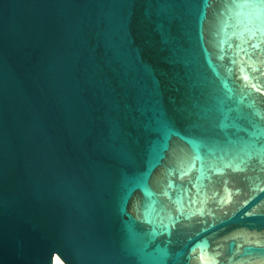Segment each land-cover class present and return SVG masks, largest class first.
I'll return each instance as SVG.
<instances>
[{"label":"water","instance_id":"1","mask_svg":"<svg viewBox=\"0 0 264 264\" xmlns=\"http://www.w3.org/2000/svg\"><path fill=\"white\" fill-rule=\"evenodd\" d=\"M231 4L0 0V264H264V5Z\"/></svg>","mask_w":264,"mask_h":264},{"label":"snow or ice","instance_id":"2","mask_svg":"<svg viewBox=\"0 0 264 264\" xmlns=\"http://www.w3.org/2000/svg\"><path fill=\"white\" fill-rule=\"evenodd\" d=\"M258 3L260 5H264V0H232V4L230 5L231 6H236V7H240V8H256ZM251 35H255V32L253 31L251 33ZM242 43H247L246 41H242ZM258 45H253V47H257ZM231 47V45H230ZM241 52H245V49L243 47H240V45H237V52L234 53L235 55H239ZM245 54H247L245 52ZM249 59H251V57H249ZM255 71V69H253ZM165 227H167V225H165ZM202 255H203V252H202Z\"/></svg>","mask_w":264,"mask_h":264},{"label":"bare ground","instance_id":"3","mask_svg":"<svg viewBox=\"0 0 264 264\" xmlns=\"http://www.w3.org/2000/svg\"><path fill=\"white\" fill-rule=\"evenodd\" d=\"M52 264H64V263L55 255Z\"/></svg>","mask_w":264,"mask_h":264}]
</instances>
